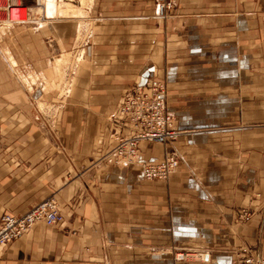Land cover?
<instances>
[{"label":"crops","instance_id":"1","mask_svg":"<svg viewBox=\"0 0 264 264\" xmlns=\"http://www.w3.org/2000/svg\"><path fill=\"white\" fill-rule=\"evenodd\" d=\"M84 10L0 29V222L50 197L60 210L0 245V264H239L240 247L264 258V0H178L165 18L154 0ZM151 78L183 131L140 144L148 162L179 156L166 180L110 157L124 93Z\"/></svg>","mask_w":264,"mask_h":264},{"label":"built area","instance_id":"2","mask_svg":"<svg viewBox=\"0 0 264 264\" xmlns=\"http://www.w3.org/2000/svg\"><path fill=\"white\" fill-rule=\"evenodd\" d=\"M156 14L165 18L172 13L178 0H154ZM13 7L9 6V19L21 22L19 16L14 17ZM118 126L127 132L118 137V143L110 153L111 159L121 166L136 165L140 168V175L145 179H167L176 171L180 159L176 153H170L165 159L157 162L145 161L140 153V144L151 140L158 143L176 141L183 133L176 125L173 113L168 109V85L166 81L151 78L145 83L137 84L127 90L115 113ZM250 214L244 211L242 217ZM60 220V210L54 197L47 198L29 209L16 215L6 213L0 222V245L9 243L23 235L35 223L43 221L48 225H55ZM239 264H264V258L252 253L247 247L238 249ZM209 251L184 250L177 253V259L198 258L205 260Z\"/></svg>","mask_w":264,"mask_h":264},{"label":"rangeland","instance_id":"3","mask_svg":"<svg viewBox=\"0 0 264 264\" xmlns=\"http://www.w3.org/2000/svg\"><path fill=\"white\" fill-rule=\"evenodd\" d=\"M54 1L57 6V13L55 14L56 16H67L74 14L78 15L84 13L85 12L84 9H87L90 3V0H54ZM15 5L21 6V8L13 7V8H20V12L17 15H14V17L19 16V19L23 20L21 22L10 21L9 19V10H10L9 6H15ZM45 11H46L45 0H0V29L2 30L8 27H13V26L15 27L19 25H31L32 23L30 22H46L48 21L47 17L49 16ZM57 59H60V61L58 60L57 63L61 65V63L66 60V57L63 56L62 58H57ZM13 72H15L14 69ZM16 75L18 76L20 81H22L21 74L17 72ZM36 105L42 117L49 118L53 115L52 114L53 109L51 108L50 104L41 101ZM40 222L43 221H39L37 223Z\"/></svg>","mask_w":264,"mask_h":264},{"label":"bare ground","instance_id":"4","mask_svg":"<svg viewBox=\"0 0 264 264\" xmlns=\"http://www.w3.org/2000/svg\"><path fill=\"white\" fill-rule=\"evenodd\" d=\"M46 13L48 16H55L57 13V6L54 0H45ZM20 12V8H13L14 15H17ZM60 61V59H57Z\"/></svg>","mask_w":264,"mask_h":264}]
</instances>
